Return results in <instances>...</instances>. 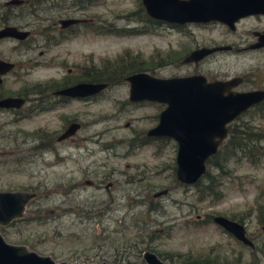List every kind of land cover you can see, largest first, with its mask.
<instances>
[{"label": "rangeland", "instance_id": "1", "mask_svg": "<svg viewBox=\"0 0 264 264\" xmlns=\"http://www.w3.org/2000/svg\"><path fill=\"white\" fill-rule=\"evenodd\" d=\"M5 1L8 0H0V7ZM24 1L30 5L26 9L9 7L10 23L29 30L30 38L47 34L46 26L64 19L66 14L83 13L93 25L79 27L83 30L82 37L55 47L47 54L41 42L31 51L28 49L37 58L40 51L45 52L40 59L46 62L36 69L24 66L27 55L23 45L12 39L0 40V56L21 62L14 73L4 78L2 85L7 93H15L23 85L22 79L43 80L65 72L66 66L58 67L55 62L48 61L52 55H58L57 61L63 64L77 63L86 69L99 66L101 60L113 59L125 51L140 53L143 58L155 56V60L158 56L173 57L175 53L179 55L186 51L181 52L184 53L180 55L182 58L195 47L230 43L241 47L239 39L250 40V30L264 26V18H260L239 22L232 33L220 23L189 24L180 32L161 23L153 33L99 36L95 31L101 20L118 28L132 26L120 17L135 10L136 1L100 0L84 8L69 6L74 0ZM195 73L212 80L252 74L251 82L243 88L264 85V50L218 51L196 65L171 63L154 68L149 74L168 78ZM127 95L128 85L122 83L106 89L96 98L87 99L84 104L72 102L67 113L70 117L78 115L83 125L79 135L86 140L82 147L61 150L59 157L63 155L64 160L56 162L55 159L54 165L55 155L45 153L47 161L35 166L30 157L32 150L16 144L35 126L44 124L47 129L55 128V119L46 115L16 123L11 122V114L1 113L0 123L5 121L6 124L3 128L0 126V135H3L0 137V191L36 192L26 204L20 220L0 226L3 239L67 264L113 263L114 258L120 264L126 261L145 264L140 256L146 250L165 255L159 257L165 263L188 259L197 264H264V158L258 165H250L243 159L228 162L226 176L218 179L220 198L198 201L197 187H182L175 179L176 146L173 140H160L149 145L129 141L135 135L141 138L145 130L155 125V115L161 105L144 102L128 105ZM243 118L247 119L246 116ZM254 121L259 128L264 127V118ZM86 167L96 173L91 177L92 186L84 182L89 178L84 175ZM103 174H112L114 184L123 185L112 191L118 194L126 191L127 200L119 197L117 203L127 201L128 209H66L68 205L92 207L104 199V192L93 187ZM125 179L128 180L125 182ZM72 188L76 189L75 193H70ZM163 189L168 191L153 197ZM148 207L155 210L146 212ZM86 214L92 218H87ZM216 215L241 220L254 248L244 246L209 220L208 216ZM142 238L139 245L147 248L137 258V252L129 245Z\"/></svg>", "mask_w": 264, "mask_h": 264}, {"label": "water", "instance_id": "2", "mask_svg": "<svg viewBox=\"0 0 264 264\" xmlns=\"http://www.w3.org/2000/svg\"><path fill=\"white\" fill-rule=\"evenodd\" d=\"M23 0H8L5 5H19ZM145 14L156 21L173 24H205L217 22L234 29L235 23L247 15L263 14L264 0H140ZM74 18L60 19L58 24L66 27L77 23ZM28 30L14 25L0 27V39L24 40ZM264 45V31L259 35L255 47ZM227 46L199 47L190 51L182 59V64L197 63L204 57ZM13 63L0 60V75L13 68ZM128 83L130 102L149 101L164 104L158 114L155 126L149 128L146 136L165 137L176 144L175 179L185 186H191L205 172L206 160L214 155L218 146L227 136V125L251 105L264 99V90L233 92L230 89L238 78L208 81L201 74L160 78L147 72H137L125 77ZM106 87L105 83L80 82L57 93L69 97H89ZM22 100L7 97L0 99V108H18ZM71 123L59 137L71 136L77 129ZM163 189L153 196L164 195ZM35 197L30 191H0V226H7L20 219L26 204ZM215 225L233 236L241 244L253 247L247 238L243 224L227 217L216 215ZM145 264L165 263L155 253L144 251ZM0 264H67L55 262L50 256L39 255L24 246L7 243L0 234ZM98 264H113L100 262Z\"/></svg>", "mask_w": 264, "mask_h": 264}, {"label": "flooded vegetation", "instance_id": "3", "mask_svg": "<svg viewBox=\"0 0 264 264\" xmlns=\"http://www.w3.org/2000/svg\"><path fill=\"white\" fill-rule=\"evenodd\" d=\"M28 6H30V5H27L26 1L23 0V2L19 5H5L4 4L1 8L4 9L5 7H8V8L9 7H15L16 9L21 10V9H25ZM82 14L83 13H81L79 15H75L74 13L73 14H66V17L64 19L74 18V19L78 20L77 23L72 24V25H68L66 27H61L58 24V21L60 19H58L56 22H53L50 25L48 24L46 26L47 29H44V30L49 31V32H47V34H41L39 36V38L33 39L32 36L30 38V31L28 30L29 35L24 40L12 39V40L16 41L18 45L20 44V45L24 46V49H25L24 53H25V55H27L26 64L24 66H28L29 69H36L40 66H43V63H45L46 60H41L40 58L43 57L45 52L47 54L51 49H53L55 47H58V46L65 44L69 41H73V40H76V39H79L80 37H82L83 30L80 29L79 27L85 25L86 23L92 22L91 19H86L85 17H83ZM260 18H264V15L263 14L247 15V16H244V17L240 18L239 20H237V22L235 23L234 29H232V30L229 29L227 26H225V25L224 26L226 27V29L229 32L232 33L235 31L236 25L239 22H241L243 20H248V19H260ZM213 23H217V22H209V23H205V24H195V25L206 26L208 24H213ZM187 25H189V24L178 25V27H179L178 31L181 32V29H183ZM0 27H2V26H0ZM19 29H21V28H19ZM263 31H264V26L250 30V32H249L250 37H251L250 40H247V38L246 39L241 38L238 40V44L242 45L241 47H236L233 43H230L227 45H216V46H227V47H229V48L224 49V50H218V51H224V52H229V53L261 51V50H264V45L259 46V47H255L254 45L258 43L259 35L262 34ZM99 36H100V34H99ZM5 39H11V38H2L0 40H5ZM39 42H41V44H43L46 47V51L45 52L40 51L38 53V58H37V57L32 56L30 54V51L32 48L40 45ZM201 47H208V46H201ZM212 47H214V46H212ZM196 48H199V47H195L192 50H194ZM192 50H190V51H192ZM218 51H216V52H218ZM216 52H214V53H216ZM208 56H206V57H208ZM184 57H185V55L180 59V63ZM206 57H204L203 59H205ZM59 59H60V57L58 55H52L51 59H48V61L52 62V63L55 62L58 67L63 68L64 66H66L65 72L63 71L62 73H60L56 77H50V78L43 79V80L27 81L25 79H22L23 81L21 83L23 85L15 93H7L6 89L2 85L4 78L8 74L14 73L15 70L18 68V66L19 67L21 66V62L15 63V62H12L5 57L0 56V60L6 61V62H11L14 65L11 70H9L8 72H6L3 75H0V99L12 97V98H19L22 100L21 105L18 108H0V115H1V113H9L12 115L11 122H16V123H21V122L28 120L30 118H33V117L46 116V115L50 116L51 119H55V121H56V127L55 128L47 129V126H44V124L35 126L34 128H32L29 135H25L24 137H22L20 143L16 144L18 147L27 148V149L29 148L32 150L30 157H31V159L33 157L31 162L35 166H37L38 163L47 161V158L45 157V153H52L55 155L56 158H54V162H52L54 165L55 159H56V162H60V161L64 160L63 155H62V157H59V152L61 150L64 151L70 147L79 148V147L84 146L86 138L79 135V131L81 129H83V125L79 121L78 115L70 117L69 113H67L69 110V105L72 102H81L82 104H84V102L87 99H93V98L100 96L106 89H109L111 87L117 86V85L122 84V83H127L125 81V78L122 82H118V83H114V84H110V83L105 82V81H100V82L84 81L83 80L84 77L86 76V74H88V75L91 74V71H93L92 69L88 70V72H87V69L85 68L84 65L81 66L77 63L71 64V65H68L69 63L63 64L60 61H57ZM202 60H200V61H202ZM200 61H198L197 63H187V64L196 65ZM58 62H60V63H58ZM93 66H94V71L96 69H98L97 68L98 66H96V65H93ZM140 72H144V71H140ZM249 72H252V71H249ZM134 73H137V72H134ZM147 73H149V72H147ZM131 74H133V73H131ZM195 74H198V73H195ZM190 75H192V74H190ZM185 76H187V75H185ZM250 76H252V74H248V76H247V74H242L241 76L228 77L227 79H231V78H238L239 79V82L234 87H232L230 90L233 92H248V91H253V90H264V85H258V86L255 85L252 88H243V86L245 84H247L248 82H251V78H249ZM206 79H207V77H206ZM207 80L211 81L212 79H207ZM223 80H226V79H223ZM80 82L105 83L106 87L102 91L98 92L97 94H94L93 96H89V97H69V96H64V95L57 93L59 90H62L64 88H67L69 86L75 85V84L80 83ZM127 85H128V83H127ZM143 102L144 103H156V102H149V101L130 102L128 100V95H127L126 103L128 105H138V104L143 103ZM157 104H160V103H157ZM160 105H161V110H162L165 107V105L164 104H160ZM159 112H158V114H159ZM158 114L155 115L156 116L155 117L156 123L158 121ZM241 114H242V117L246 116L247 118H252V117L253 118H264V99H262L258 103L251 105ZM233 120L231 122H233ZM254 120H252V119L249 120V121H251L253 129H255L257 131H263L264 132V127L259 128ZM52 122H53V120H52ZM71 123H77L78 124L76 131L71 136H67L63 139H60L59 137L65 132V130L67 129V127ZM5 124H6V122L2 121L0 123L1 128H3ZM153 126H155V125H153ZM147 130H145L141 134V136H142L141 138L139 137V135H135V137L130 138L129 141L132 144H136V142H138V145H145V144L149 145V144L155 143V142L160 141V140L169 139V138H165V137H149V136H146ZM2 136L3 135H0V137H2ZM94 141L98 144H101L97 140H94ZM262 144H264V142ZM175 146H176V144H175ZM263 150H264V147H263ZM263 156H264V154H263ZM90 170L91 169L88 167H86L84 169V172H85L84 175L86 177H89V178L85 179V181H84L85 184H87L88 186L93 185V181L91 180V177H92V175L94 176L96 174V173L95 174L91 173ZM110 176H112V174L100 175L97 178V183L93 186L94 188L101 189L104 192V194H105L104 199H102L101 201L95 202L96 204L93 205L92 207L90 205L82 206V207H81V205L80 206L68 205L66 207V209H90V208L103 209V210L118 209V208L128 209V202L127 201L125 204L117 203V198H119V197H125V199L127 200L126 191L125 192L121 191L120 194H118L116 192L113 193V191H112V190H116L115 187L123 186V185L122 184H114V182H116V181H113V179ZM126 180H128V179H125V182H126ZM193 185H191V186H193ZM186 187H190V186H186ZM75 191H76V189L72 188L70 190V193L71 192L75 193ZM34 193L36 196V192H34ZM159 196H162V195H159ZM159 196H157V197H159ZM208 217H209V220L212 221V218L214 216H208ZM229 219H231V218H229ZM231 220L238 222L235 219H231ZM240 224H242V223H240ZM245 230H246V228H245ZM225 233H227V232H225ZM246 236L248 239H250V237L247 235V233H246ZM246 247H248V246H246ZM253 247H254V244H253ZM249 248L251 249V247H249Z\"/></svg>", "mask_w": 264, "mask_h": 264}, {"label": "trees", "instance_id": "4", "mask_svg": "<svg viewBox=\"0 0 264 264\" xmlns=\"http://www.w3.org/2000/svg\"><path fill=\"white\" fill-rule=\"evenodd\" d=\"M135 1L136 9L128 12L127 14L121 15L120 17L123 18L128 24H133L132 26L127 25V27L118 28L116 26L114 27L111 23H106L107 20H101L102 23L96 25L95 33L113 34L115 36H133L155 32L156 28H158L162 22L149 18L145 14L144 9L140 4V0ZM97 2H100V0H74L69 4V6L84 8ZM0 9L3 8L0 7ZM9 11V8L5 7L3 9V12L0 13V26L11 25ZM20 14L23 15L21 12ZM85 25L91 26L93 24L86 23ZM169 26L179 29L178 25L169 24ZM181 52L186 53V51ZM181 52L179 55L175 53L173 57H171V55H163V58H161V56H158V60H155V56H151L150 58H143L140 53H131L129 51H125L121 55H118L113 59L101 60L100 65L97 67L98 69H96L95 71L93 65L87 68V72L90 69H92L93 71H91V74L89 75L86 74L83 80L95 82L105 81L110 84L122 82L124 78L131 73L140 71H146L150 73V71H152L154 68H160L171 63H179L182 56L181 54H184ZM251 119L254 120L255 118L252 117L244 119L241 114L236 117L233 122L227 125L228 132L226 139H224L218 146L216 153L206 160V168L204 174L193 185L197 187L198 201H202L205 199L216 201L220 198L221 191L219 187L220 182L218 179L219 177L221 178L222 176H226L225 166L228 162L243 159L250 165H258L264 158V145L262 144L264 142V132L253 129L251 121H249ZM173 170H175V167H173ZM212 172H215V174H212ZM179 185L185 187L180 183ZM154 210L155 209H150V207H148V209H146V212H151ZM86 216L89 219L92 218L87 214ZM231 219L233 218L231 217ZM18 220L20 219L13 220L10 224L17 222ZM237 221L239 223H242L241 220ZM153 232L154 231H151L150 234H153ZM140 234L142 233L140 232ZM143 240L144 239L142 238V241L138 240L133 243L132 246L129 245V247H132L134 251L137 252V258H140V254L147 248V246L145 245H139V243L142 244ZM156 255L158 257H165V255H162L160 253H157ZM121 256H123V254H121ZM181 261L182 262H180V264H197L195 263V261L188 259ZM113 263L120 264L119 262L115 261V258L113 260ZM125 264H129V262L126 261Z\"/></svg>", "mask_w": 264, "mask_h": 264}]
</instances>
